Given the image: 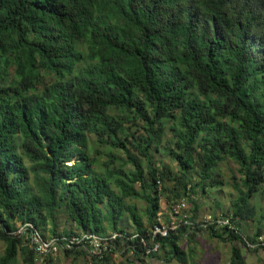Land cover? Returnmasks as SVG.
Returning <instances> with one entry per match:
<instances>
[{"label":"trees","instance_id":"1","mask_svg":"<svg viewBox=\"0 0 264 264\" xmlns=\"http://www.w3.org/2000/svg\"><path fill=\"white\" fill-rule=\"evenodd\" d=\"M227 159L237 197L212 213L235 229L208 233L232 243L223 264H248L242 246L264 228L242 231L264 196V0H0V264L51 263L15 233L23 223L45 236L117 232L103 256L64 252L90 264H116L129 245L188 263L181 241L201 229L153 239L162 199L221 188ZM61 213L73 229L59 231Z\"/></svg>","mask_w":264,"mask_h":264},{"label":"rangeland","instance_id":"2","mask_svg":"<svg viewBox=\"0 0 264 264\" xmlns=\"http://www.w3.org/2000/svg\"><path fill=\"white\" fill-rule=\"evenodd\" d=\"M169 134V133H168ZM167 135L163 137L165 141ZM164 143V142H163ZM131 148V145H129ZM134 153L135 151L132 150ZM118 155L126 158L123 150L117 151ZM142 158V157H141ZM154 160L156 162L162 161L170 166L175 164V161L169 156H166L161 151L155 152ZM163 165V164H161ZM239 165L232 159H227L218 167L220 173L224 176L225 181L221 188L209 191V194L203 193L200 189L196 188L195 192H190L189 194V211L194 213L195 203L198 205L197 214L202 216L207 212H222L226 211L231 207V202L237 197V191L235 190L233 184L234 182H241V174L238 171ZM210 190V189H209ZM212 192V193H211ZM254 203H259L261 207L258 211V216L255 221H246L243 223L242 231L245 233L246 237L252 240V237L257 231V226L261 228L264 227V196L257 195L253 199ZM223 204V209L216 207V203ZM135 203L139 207L141 214L145 215V210L147 207V202L144 200H136ZM162 209L166 213L167 210V200L163 199ZM146 220V217H144ZM130 223V221H128ZM131 226V225H130ZM75 226L68 221V217L65 213L60 214V227L59 231H64L66 229H73ZM131 227L130 230H132ZM197 234V237L193 241L189 242L187 238H183L181 241L182 247L186 251L194 249V254L190 257L188 263H182L179 259L175 258L172 261L165 260V253L160 252V256L157 258L143 254V259L138 258L133 250H127L122 254L114 253V260L116 264H223L230 258L231 255V245L232 243H227L222 241L220 238L213 237L210 235L208 229H201ZM262 236L264 237V228L261 229ZM46 234L50 235L47 231ZM239 244V243H238ZM5 244L0 240V255L4 253ZM243 254L248 261V264H264V248L263 249H253L250 247L242 246ZM15 264H23L22 255L20 254L17 258ZM90 254H81L78 256H66L64 252L52 256V261L50 264H90ZM44 264H49L44 262Z\"/></svg>","mask_w":264,"mask_h":264},{"label":"built area","instance_id":"3","mask_svg":"<svg viewBox=\"0 0 264 264\" xmlns=\"http://www.w3.org/2000/svg\"><path fill=\"white\" fill-rule=\"evenodd\" d=\"M189 197L183 196L168 208L166 213L163 209L158 213L157 222L152 227L151 235L155 239L157 236H167L169 231H177L180 227L187 225L191 229H212L228 226L235 229V224L229 216L224 214H214L207 212L194 219L193 213L189 211ZM163 202V199H162ZM166 214V215H165ZM16 234L25 236L29 239L31 246L37 254L38 262H41L47 255H57L61 252L85 248L90 254L103 256L109 251L111 239H115L118 233H112L110 236H103L96 233H81L72 235H48L43 232L34 223L19 224ZM145 242V239L142 238ZM264 245V237H259L258 242H249L248 246L257 248ZM131 250V245H129ZM128 248V247H127ZM126 248V249H127ZM159 243L155 242L151 250L158 251ZM134 251V249H133Z\"/></svg>","mask_w":264,"mask_h":264}]
</instances>
